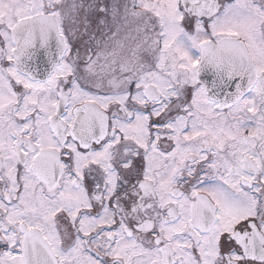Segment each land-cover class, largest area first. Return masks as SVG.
<instances>
[{"label":"snow or ice","instance_id":"obj_1","mask_svg":"<svg viewBox=\"0 0 264 264\" xmlns=\"http://www.w3.org/2000/svg\"><path fill=\"white\" fill-rule=\"evenodd\" d=\"M0 264H264V0H0Z\"/></svg>","mask_w":264,"mask_h":264},{"label":"flooded vegetation","instance_id":"obj_2","mask_svg":"<svg viewBox=\"0 0 264 264\" xmlns=\"http://www.w3.org/2000/svg\"><path fill=\"white\" fill-rule=\"evenodd\" d=\"M30 67L35 68V69H43V70H51V53L47 52H39L33 58L31 59L30 62ZM47 72H42L40 75H46ZM206 76V79L204 80L202 76ZM201 81L202 83L207 86L210 91H211V84L217 85L214 86V91L218 96V91L222 90L223 85L217 84V77L214 75L213 72L205 70L204 72L201 73ZM227 92L232 90V86L230 85L228 88H226ZM219 97V96H218Z\"/></svg>","mask_w":264,"mask_h":264},{"label":"water","instance_id":"obj_3","mask_svg":"<svg viewBox=\"0 0 264 264\" xmlns=\"http://www.w3.org/2000/svg\"><path fill=\"white\" fill-rule=\"evenodd\" d=\"M31 70L34 72V73H37L38 75H40L42 72H49L50 70H43V69H35V68H31ZM203 79L205 80L206 79V76H202ZM217 84H219L218 80H217ZM223 85V90L225 89L226 85L227 84H222ZM214 86H217V85H214V84H211L210 87H211V92H215L214 91ZM230 86V85H229Z\"/></svg>","mask_w":264,"mask_h":264}]
</instances>
